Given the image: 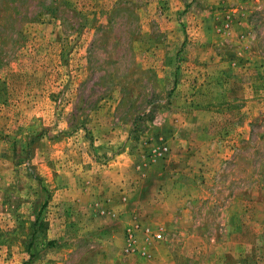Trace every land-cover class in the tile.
I'll return each instance as SVG.
<instances>
[{
	"label": "rangeland",
	"instance_id": "obj_1",
	"mask_svg": "<svg viewBox=\"0 0 264 264\" xmlns=\"http://www.w3.org/2000/svg\"><path fill=\"white\" fill-rule=\"evenodd\" d=\"M0 264H264V0H0Z\"/></svg>",
	"mask_w": 264,
	"mask_h": 264
},
{
	"label": "crops",
	"instance_id": "obj_2",
	"mask_svg": "<svg viewBox=\"0 0 264 264\" xmlns=\"http://www.w3.org/2000/svg\"><path fill=\"white\" fill-rule=\"evenodd\" d=\"M69 191L67 190V188L65 187V186H60L59 185V187L57 188V190H56V193H55V198L57 199V202H58V204H61V203H63L62 201H65V199L66 198H68V203H72V204H74V199H71L70 197H69V194H68V196H67V193H68ZM59 195H61V196H59ZM56 196H58V197H56ZM67 196V197H66ZM61 197V198H60ZM61 199H63V200H61Z\"/></svg>",
	"mask_w": 264,
	"mask_h": 264
},
{
	"label": "built area",
	"instance_id": "obj_3",
	"mask_svg": "<svg viewBox=\"0 0 264 264\" xmlns=\"http://www.w3.org/2000/svg\"><path fill=\"white\" fill-rule=\"evenodd\" d=\"M155 236H156V238H160V237H161V234L158 233V234H156ZM127 238H128V246H129V247L127 248V250H130L131 247H134V246H133V245H134V238H133L132 233H128Z\"/></svg>",
	"mask_w": 264,
	"mask_h": 264
},
{
	"label": "trees",
	"instance_id": "obj_4",
	"mask_svg": "<svg viewBox=\"0 0 264 264\" xmlns=\"http://www.w3.org/2000/svg\"><path fill=\"white\" fill-rule=\"evenodd\" d=\"M41 215H42V212H41V210H40V211L38 212V216L40 217ZM38 216H37V217H38ZM39 224H40V223H39ZM34 226H35V228H38V227H39V225H37V224H35V223H34ZM41 229H42V228H41Z\"/></svg>",
	"mask_w": 264,
	"mask_h": 264
}]
</instances>
